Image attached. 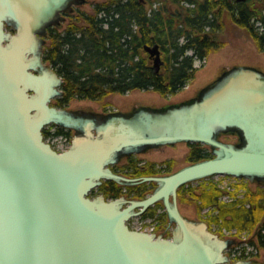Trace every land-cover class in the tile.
<instances>
[{
    "label": "water",
    "instance_id": "obj_1",
    "mask_svg": "<svg viewBox=\"0 0 264 264\" xmlns=\"http://www.w3.org/2000/svg\"><path fill=\"white\" fill-rule=\"evenodd\" d=\"M69 3L0 0V264H264L231 261L224 251L234 240L182 214L177 197L182 185L213 175L264 185V72L225 68L195 97L159 108L100 115L50 105L63 80L42 62L35 32ZM9 19L13 34L3 29ZM144 50L157 72L158 45ZM49 123L74 129L67 149L58 152L44 140ZM227 132L238 141L222 140ZM177 142L201 143L213 156L166 174L110 168L122 156ZM104 180L155 186L143 198L90 196ZM156 202L174 224L170 237L127 224Z\"/></svg>",
    "mask_w": 264,
    "mask_h": 264
},
{
    "label": "trees",
    "instance_id": "obj_2",
    "mask_svg": "<svg viewBox=\"0 0 264 264\" xmlns=\"http://www.w3.org/2000/svg\"><path fill=\"white\" fill-rule=\"evenodd\" d=\"M88 3L91 11L79 9L76 15L72 14L63 28L50 32L44 46V62L63 80L62 93L53 104L58 107H65L73 99L99 100L108 94L133 90L174 95L195 77L196 59L207 58L225 46L220 35L228 23L244 29L257 50L264 52V0H90ZM153 44L158 45L162 60L157 72L144 50L145 45ZM55 133L70 134V131L57 127ZM189 144V162L213 156L201 143ZM140 163L130 155L112 170L128 176L171 172L169 161L165 167H156L153 162ZM152 184L121 186L105 180L97 190L106 199L123 193L143 198ZM186 186L189 183L178 189L177 197L180 193L191 196L197 203V211L208 205L215 207L217 213L205 220L208 226L211 221L219 222L221 228L247 230L253 236L249 242L264 248V186L227 202L219 201L222 191L214 183L198 193ZM159 206L161 202L155 203L142 215H155ZM157 215L160 219L167 218L165 212Z\"/></svg>",
    "mask_w": 264,
    "mask_h": 264
},
{
    "label": "rangeland",
    "instance_id": "obj_3",
    "mask_svg": "<svg viewBox=\"0 0 264 264\" xmlns=\"http://www.w3.org/2000/svg\"><path fill=\"white\" fill-rule=\"evenodd\" d=\"M90 0H86V3L81 4L80 9L91 11V6L88 3ZM73 15H76L73 14ZM221 39L225 41V46L220 50L211 53L204 61L196 60L195 66L198 68L195 77L190 80V82L184 86V88L174 94L161 96L159 93L152 90H133L125 94H108L99 100H70L66 107L70 110H76L79 108H90L95 111H130L134 107L138 106H148L152 108H159L168 104L178 103L190 98H193L197 95L198 91L214 80L219 73L225 69L230 68L235 65H248L259 68L264 72V52L257 50L254 42L251 40L249 35L244 29H241L232 23H228L227 28L221 32ZM56 103V100L53 99L51 104ZM73 135V132L72 134ZM220 138L228 142L237 141V135L235 133H223ZM203 145V144H202ZM210 151V148L206 145H203ZM191 149V146L188 142H177L167 145H162L159 147L149 148L143 153L131 154L132 158L139 159L140 164L146 162H153L156 164V167H165L166 162L171 163V172L177 170L181 166L189 163L188 153ZM125 162L124 158L119 161L118 166H121ZM220 183L225 185L221 187L222 194L219 198L220 202H227L233 199L234 196L241 198L246 192L254 191L258 186L256 182H249L246 179H233L231 176H213L210 179H202L193 183H190L189 187L195 193L200 192L204 189L209 183ZM228 183H235L236 187L234 189L227 188ZM119 185V184H118ZM122 186V185H121ZM154 185L149 186L151 191ZM150 191L148 193H150ZM184 192L187 190L184 189ZM99 191L97 187L94 188L89 194L90 196H95ZM147 193V194H148ZM146 194V195H147ZM184 195H186L184 193ZM180 193L178 195V206L182 214L189 217L190 219H200V220H209L210 217L215 215L217 211L214 209L213 205H208L203 207L200 211L196 210V202L191 196H183ZM157 203V202H156ZM162 206V207H161ZM155 208V215L153 216H133L129 219V226L135 228L140 226V222L143 221V224H148L150 228H154L156 232H163L164 236H170L171 230L174 224H170L166 218L160 219L157 215L158 213L165 212L163 205ZM151 218V220H147ZM209 227L214 231L220 233L221 235L228 236L225 231L229 229L221 228L219 222L209 223ZM146 225H142V228H145ZM231 229L229 231H233ZM236 231V230H235ZM220 235V236H221ZM233 236L236 239L234 246H231L229 253H235V255H248L257 262H264V248L260 247L258 244H251L249 241L253 239L252 232L247 230L236 231ZM223 237V236H222ZM227 252V251H226Z\"/></svg>",
    "mask_w": 264,
    "mask_h": 264
},
{
    "label": "flooded vegetation",
    "instance_id": "obj_4",
    "mask_svg": "<svg viewBox=\"0 0 264 264\" xmlns=\"http://www.w3.org/2000/svg\"><path fill=\"white\" fill-rule=\"evenodd\" d=\"M76 0H70V3L63 7L61 10L58 11L57 13V16L56 18L47 23L46 25H43L39 30H37L35 32V35L38 39V42H39V47L38 49L40 50V57L42 59V62L44 63V59H43V51H44V46L48 43V40H49V35H50V32L53 30V29H60V28H63L64 25H66V23L69 21L70 17L72 14H75L79 9H80V6L81 4L75 2ZM3 29L5 32H8L10 34H13L16 32V27H15V21L12 20V19H9L8 21L7 20H4L3 21ZM33 53H28V56H32ZM56 106V105H54ZM58 107V106H56ZM60 108H67L66 106L65 107H60ZM135 108V107H134ZM80 112H86L87 110H90L92 112H96V113H99L100 115L102 114H111V113H114V112H118L119 110H116V111H95V110H92L90 108H79V109H76ZM131 111V110H130ZM123 112H128V111H123ZM84 114H82L81 116H83ZM85 116V115H84ZM54 125H50V127L47 129L44 127V131L46 133H53L54 131V134L55 132L57 131V127H52ZM60 127V126H58ZM53 128V130H52ZM70 131V134H72L73 132V135L75 133L74 129L72 128H65V131ZM46 133L44 134V138H47L51 143L50 145L55 148V143H53V141L49 138V135L47 136ZM60 135H68L67 133H56L54 136L57 137V136H60ZM72 136V135H71ZM128 156H122L115 164H112L110 165V167H116V165H118L119 161H121L123 158L124 160L127 158ZM99 194H102L99 192ZM103 195V194H102ZM122 195H124L125 197H128L126 193H123ZM104 196V195H103ZM129 198V197H128ZM250 260H254V259H250ZM256 261V260H254ZM264 263V262H263Z\"/></svg>",
    "mask_w": 264,
    "mask_h": 264
},
{
    "label": "built area",
    "instance_id": "obj_5",
    "mask_svg": "<svg viewBox=\"0 0 264 264\" xmlns=\"http://www.w3.org/2000/svg\"><path fill=\"white\" fill-rule=\"evenodd\" d=\"M49 138L53 141V143H55V146L58 149H64V148H66L68 146L69 139H68V137L66 135H60V136L55 137L53 135V133H51V134H49ZM233 179L235 180L236 178L233 177ZM216 185H217V187H219V189L221 187H224L225 186V185H221L218 182L216 183ZM235 187H236V184L235 183H228L227 184V188H229V189L230 188L234 189ZM147 220H151V218H149ZM139 224H140V226H138V229H144V230L149 231V232L154 230V228H150V226L148 224H143V221L140 222ZM142 225H146L145 228H142ZM223 231H225V228H223ZM225 232H226V234L231 235V234H234L236 231L234 229L233 231H229L228 230V231H225ZM231 256L232 257H235L236 255H235V253H231ZM246 256H248V255H246Z\"/></svg>",
    "mask_w": 264,
    "mask_h": 264
}]
</instances>
